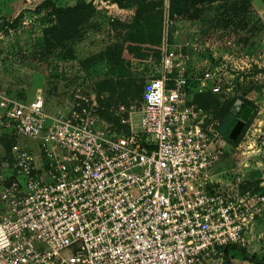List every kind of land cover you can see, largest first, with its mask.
Instances as JSON below:
<instances>
[{
  "label": "built area",
  "instance_id": "2783aa9c",
  "mask_svg": "<svg viewBox=\"0 0 264 264\" xmlns=\"http://www.w3.org/2000/svg\"><path fill=\"white\" fill-rule=\"evenodd\" d=\"M177 67L165 54L128 134L102 126L85 96L50 113L40 99L0 92L1 127L36 141L43 156L38 165L32 151L15 148L23 180L3 188L0 264H211L243 242L255 213L247 217L213 180L221 125ZM198 82L197 93L234 92L213 71Z\"/></svg>",
  "mask_w": 264,
  "mask_h": 264
},
{
  "label": "rangeland",
  "instance_id": "374dc122",
  "mask_svg": "<svg viewBox=\"0 0 264 264\" xmlns=\"http://www.w3.org/2000/svg\"><path fill=\"white\" fill-rule=\"evenodd\" d=\"M79 5L84 9L70 16L57 12ZM139 7L145 12L137 17ZM132 31L144 36L128 37ZM167 53L176 73L191 78V98L199 79L213 71L234 86L232 95L216 97L219 106L251 102L238 144L223 136L213 172L249 217L264 196V0H0V92L24 102L40 99L50 113L69 112L85 96L102 126L129 133L140 125L143 86L162 72ZM15 148L32 151L38 165L43 158L36 141L0 124V217L3 188L23 180ZM262 214L251 218L239 244L248 251V237L264 234ZM238 257L223 254V262L216 256L211 264H241Z\"/></svg>",
  "mask_w": 264,
  "mask_h": 264
},
{
  "label": "trees",
  "instance_id": "16d2710c",
  "mask_svg": "<svg viewBox=\"0 0 264 264\" xmlns=\"http://www.w3.org/2000/svg\"><path fill=\"white\" fill-rule=\"evenodd\" d=\"M151 5H153V4H150V6ZM44 6H47V4H45ZM80 9H84V5H79L77 7H71V8L57 10V12L59 15L70 16V15L76 13ZM141 11H142V8L140 9V7H139L137 10V17L138 16L140 17L144 14L145 11H143V13ZM134 36H136V38L140 40L144 36V34L142 32H138L137 34H135L133 31L130 32L129 37L132 38ZM142 95H143V92H142ZM216 97H218V95H215L212 92H204V93H197L196 92L194 102L196 104H198L199 106L203 107L204 109L212 111L216 120L219 122L220 125L223 123V121L229 115L231 109L233 108V106L235 105V103L237 101H242L243 106H242V109L239 112V115L237 116L236 120H238L240 118V116L242 115V113L245 111L246 108H252L251 102L244 100L242 98L236 99L232 102L228 101L225 104L219 106L218 104L220 102ZM205 99L210 100L211 104L217 103V107L215 105L202 103L201 100H205ZM213 106H215V107H213ZM125 134H128V133H125ZM239 140H240V137L237 138L236 140L230 139V142L233 145H237ZM263 192H264V190H263ZM230 251H236V252L240 253L242 255V257L244 258V260H246V261L252 262L254 264H264V261L257 259L255 256L249 255L244 248H242L241 246H239L237 244H231V245L225 247L224 254H225L226 259H228ZM228 264H230V263H228Z\"/></svg>",
  "mask_w": 264,
  "mask_h": 264
},
{
  "label": "water",
  "instance_id": "95a60500",
  "mask_svg": "<svg viewBox=\"0 0 264 264\" xmlns=\"http://www.w3.org/2000/svg\"><path fill=\"white\" fill-rule=\"evenodd\" d=\"M242 106L243 102L237 101L231 109L229 115L220 126L221 134L223 136L229 135L231 140H236L239 137L251 112V108H246L240 118L236 120L240 110L242 109Z\"/></svg>",
  "mask_w": 264,
  "mask_h": 264
},
{
  "label": "crops",
  "instance_id": "0c3cea01",
  "mask_svg": "<svg viewBox=\"0 0 264 264\" xmlns=\"http://www.w3.org/2000/svg\"><path fill=\"white\" fill-rule=\"evenodd\" d=\"M125 32H127V30H124L123 33H125ZM159 76H160V74H159ZM140 116H141V112H140ZM132 128H135V127L133 126ZM135 129H137V128H135ZM259 189H262V191L264 190V182L261 184V186L259 187ZM254 213H260V214L263 213L262 214V217L264 218V205H258L257 212L255 211ZM260 221H262V220L259 219V223H260ZM260 228L261 229L262 228L264 229V224ZM258 232L255 233V235H253L251 238L248 237V243H249L248 249H249V251L247 249H245V250L247 251V253L249 255L255 256L257 259H259L261 261H264V250H263V247H264V234H262V233L260 234ZM260 237H263V238L261 239ZM251 248L253 250H251ZM231 252H233V256L236 255V254L238 256H240V257H238L240 259L235 260L236 262H239L241 264H254L252 262H249V261L244 260V258L242 257V255L240 253H238L236 251H230V253ZM224 256H225V254H224ZM218 261L219 262H223V257L219 258V260H217V262Z\"/></svg>",
  "mask_w": 264,
  "mask_h": 264
},
{
  "label": "flooded vegetation",
  "instance_id": "af4514ba",
  "mask_svg": "<svg viewBox=\"0 0 264 264\" xmlns=\"http://www.w3.org/2000/svg\"><path fill=\"white\" fill-rule=\"evenodd\" d=\"M229 136V135H228Z\"/></svg>",
  "mask_w": 264,
  "mask_h": 264
}]
</instances>
